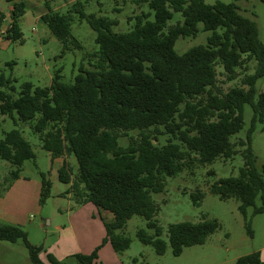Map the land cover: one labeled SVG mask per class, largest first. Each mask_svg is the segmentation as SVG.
<instances>
[{"label":"trees","instance_id":"16d2710c","mask_svg":"<svg viewBox=\"0 0 264 264\" xmlns=\"http://www.w3.org/2000/svg\"><path fill=\"white\" fill-rule=\"evenodd\" d=\"M132 1L147 3L154 20L148 19L150 14L137 15L134 25L125 32L113 31L118 25L115 19L87 14L82 1H76L66 14L48 8L41 16L64 48L72 37L76 14L96 33V61L91 69L81 67L73 83L63 81L59 69L49 86L27 82L14 97L4 90L11 81L0 75V113L35 121L34 130L41 134L42 147L52 159L73 155L77 173L67 160L58 170L59 181L70 185L66 194H72L78 206L91 203L114 217L104 222L106 237L101 245L89 255L75 256L78 264H94L99 249L107 242L117 253L126 251L131 241L117 231L135 215L155 230L154 237L140 229V242L152 245L157 255H163L167 243L161 238L163 228L155 220L159 207L153 194L165 190L166 177L210 165L218 157L232 158L238 153V145L243 147L239 175L219 179L210 190L222 200L235 198L240 202L238 209L249 236L253 232L248 210L253 207V215L264 213V164L252 150L257 126L264 125V92L256 89L257 81L264 80V42L257 23L245 17L236 3ZM174 13H180L183 22L168 26ZM24 14L25 3L13 4L12 21L5 32L8 40L23 42L20 18ZM199 24L203 31L210 32L207 43L179 54L176 42L196 37ZM74 42L78 45L77 40ZM252 61L256 62L254 73L245 75L240 86L225 92L217 86L218 67L223 69L225 81L232 82L238 78V69ZM245 105L252 108L251 125L245 138L234 142L244 125ZM161 135L168 136L162 146ZM120 138L128 139V145L121 146ZM34 158L32 146L21 131L5 133L0 141V159L15 167L13 181L20 178L24 162ZM42 177L41 204L50 197L52 187L44 174ZM191 196L199 205L204 193L196 191ZM258 197L262 205L256 207ZM219 227L216 219L171 224L168 241L173 255L204 244ZM20 239L32 264H62L43 246L32 245L21 227L0 223V240L16 243ZM236 264L264 261L258 251L240 257Z\"/></svg>","mask_w":264,"mask_h":264},{"label":"rangeland","instance_id":"374dc122","mask_svg":"<svg viewBox=\"0 0 264 264\" xmlns=\"http://www.w3.org/2000/svg\"><path fill=\"white\" fill-rule=\"evenodd\" d=\"M84 2V11L87 14L108 16L118 21L113 27L114 32L129 30L140 14L154 15L147 3L140 5L132 0H77ZM207 4L217 1L236 3L242 14L254 20L259 29V37L264 42V0H203ZM72 6V5H71ZM71 8V7H70ZM70 8H63L59 13L66 14ZM43 7L28 6L26 16L20 18V27L23 42H0V75L11 81L9 88H5L14 97L19 95L24 83L30 82L35 86L45 87L51 84L56 70L61 69L63 81L73 83L80 68L91 69L96 61L99 50L95 43L96 33L86 21H81L75 15L71 25V35L64 48L63 44L51 33L48 26L37 21V13ZM183 22L180 13H174L168 26ZM5 23V22H4ZM6 25V23H5ZM200 32L196 37L180 38L176 42L175 50L183 54L190 48L205 45L210 32ZM5 39V38H4ZM77 40L78 45L74 42ZM256 62L238 69V78L232 82L225 81L223 69L218 67L217 86L222 91L241 85V79L247 74H253ZM258 92H264V80L259 79L256 84ZM15 118V119H14ZM5 116L0 113V141L5 133L17 129L31 144L35 158L24 162L20 178L13 181L11 172L15 170L8 162L0 159V223L12 224L21 227L32 245L43 246L48 250L61 241V234L56 226L63 228L67 225V211L76 205L66 194L70 185L58 179V170L62 166L60 158L52 159L49 152L43 149L41 134L35 132V121L18 120L17 116ZM252 108L245 105L244 125L240 133L233 138L234 142L244 139L251 125ZM16 120V121H15ZM136 136L137 132L130 133ZM168 136L159 137V145L167 143ZM121 146L128 145V139L120 138ZM238 151L232 158L218 157L210 165L197 166L194 170H183L174 177H166L165 190L153 194V199L159 207L155 220L163 228L161 238L166 241V251L157 255L152 245H145L137 237L140 229L149 236L155 237V230L147 228V221L138 215L128 220L126 227L117 233L128 238L130 247L119 253L124 258H132L130 264H236L237 260L253 252H260L264 261V213L253 215V207L248 210L253 236H249L245 226V219L238 207L240 202L235 198L222 200L211 192V186L222 178L237 177L243 166L241 151L243 147L236 146ZM252 150L259 161L264 164V125L259 124L253 136ZM77 173V161L73 155L63 158ZM214 174H209L210 171ZM42 174L51 182V194L46 201L40 203ZM13 181V182H12ZM10 185V186H9ZM9 186V187H8ZM196 191L204 193L199 205L194 203L192 194ZM66 194V195H64ZM256 207L262 205L258 197ZM74 210V209H73ZM109 214V213H108ZM96 216L99 217L98 213ZM204 219H216L220 227L210 235L206 242L185 248L180 256H174L168 241V228L171 224L189 221L199 222ZM72 234V233H70ZM134 260H138L135 262ZM0 264H32L28 249L20 239L16 243L0 240Z\"/></svg>","mask_w":264,"mask_h":264},{"label":"crops","instance_id":"0c3cea01","mask_svg":"<svg viewBox=\"0 0 264 264\" xmlns=\"http://www.w3.org/2000/svg\"><path fill=\"white\" fill-rule=\"evenodd\" d=\"M76 1L0 0V19L3 17L0 25V42L3 40L10 41L5 37V32L12 21L10 13L13 4L19 2L25 3L24 16L27 14L28 6H32L33 8L43 7V11L38 12L36 17L37 21H41V16L48 12V8L58 12L63 8H70ZM59 160L63 165L64 159L60 158ZM67 197L71 199V194H68ZM67 213L70 215L67 219V225L63 228L56 226L57 231L61 234L65 233L64 237H61V241L54 244L47 251L53 254L62 264H78L75 256L77 254L89 255L100 246L106 237L104 222H111L114 217L110 212L99 211L91 203L81 206L73 205ZM96 213H98L99 217L96 216ZM128 258H124L123 255L115 252L112 245L107 242L99 249L98 259L94 264H130L132 258L130 260Z\"/></svg>","mask_w":264,"mask_h":264}]
</instances>
